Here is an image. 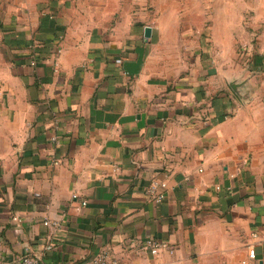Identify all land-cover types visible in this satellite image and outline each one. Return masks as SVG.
Here are the masks:
<instances>
[{
	"label": "crops",
	"instance_id": "0c3cea01",
	"mask_svg": "<svg viewBox=\"0 0 264 264\" xmlns=\"http://www.w3.org/2000/svg\"><path fill=\"white\" fill-rule=\"evenodd\" d=\"M196 1L0 0V264H264V0Z\"/></svg>",
	"mask_w": 264,
	"mask_h": 264
},
{
	"label": "built area",
	"instance_id": "2783aa9c",
	"mask_svg": "<svg viewBox=\"0 0 264 264\" xmlns=\"http://www.w3.org/2000/svg\"><path fill=\"white\" fill-rule=\"evenodd\" d=\"M166 187V182L164 180L155 178L151 181L150 185L146 189V193L154 200L161 201L165 197V191L163 190ZM76 196V195H75ZM13 219H18L17 216H14ZM45 224H52L56 227L61 225L60 220L49 221L45 220ZM253 235H257L256 232ZM139 249L144 251H149L151 253H159L163 248L167 246V243L161 239H158L154 236H148L139 241ZM51 245H48L50 248ZM249 258L255 259L256 251L254 247L249 248ZM244 262H246L244 260ZM18 264H123L118 259L112 258L106 251H100L92 258L81 261H70V262H60V263H48L43 260L42 257L27 252L22 255Z\"/></svg>",
	"mask_w": 264,
	"mask_h": 264
},
{
	"label": "rangeland",
	"instance_id": "374dc122",
	"mask_svg": "<svg viewBox=\"0 0 264 264\" xmlns=\"http://www.w3.org/2000/svg\"><path fill=\"white\" fill-rule=\"evenodd\" d=\"M91 2L93 0H90ZM95 1V0H94ZM99 1L103 6L106 7L107 11H110L112 13H115V16H119L124 10L129 8L132 5L138 6L140 5L139 1L140 0H96ZM152 0H150L151 3ZM148 5V8H152V5ZM178 3L180 5V8L182 9V16L184 21H189L191 19H195L197 12H196V7H194L193 11H188L187 7L192 6L197 4L196 0H178ZM147 5H144L146 7Z\"/></svg>",
	"mask_w": 264,
	"mask_h": 264
},
{
	"label": "water",
	"instance_id": "95a60500",
	"mask_svg": "<svg viewBox=\"0 0 264 264\" xmlns=\"http://www.w3.org/2000/svg\"><path fill=\"white\" fill-rule=\"evenodd\" d=\"M152 34V27L151 26H146L145 27V36L150 37ZM243 82L238 81V80H231L230 85L231 87L239 94L241 95V87L243 86Z\"/></svg>",
	"mask_w": 264,
	"mask_h": 264
}]
</instances>
